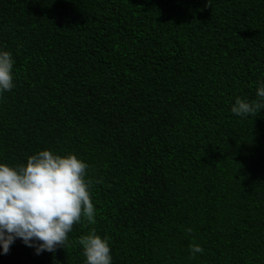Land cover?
<instances>
[{
    "label": "trees",
    "instance_id": "trees-1",
    "mask_svg": "<svg viewBox=\"0 0 264 264\" xmlns=\"http://www.w3.org/2000/svg\"><path fill=\"white\" fill-rule=\"evenodd\" d=\"M0 47V162L74 152L101 181L95 224L0 264H84L92 229L113 264H264V109L230 110L264 81V0H0Z\"/></svg>",
    "mask_w": 264,
    "mask_h": 264
},
{
    "label": "clouds",
    "instance_id": "clouds-1",
    "mask_svg": "<svg viewBox=\"0 0 264 264\" xmlns=\"http://www.w3.org/2000/svg\"><path fill=\"white\" fill-rule=\"evenodd\" d=\"M15 58L0 47V98L15 87ZM264 109V81L256 99L237 96L231 105L236 116H256ZM88 163L74 152L60 154L43 149L27 157L26 163L0 162V253L7 254L17 240L35 250L55 252L68 243L74 224L96 223L92 187L99 179L87 176ZM191 233L193 229H185ZM84 264H113L110 237L92 229L78 238ZM190 257L203 253L197 243L189 245Z\"/></svg>",
    "mask_w": 264,
    "mask_h": 264
}]
</instances>
